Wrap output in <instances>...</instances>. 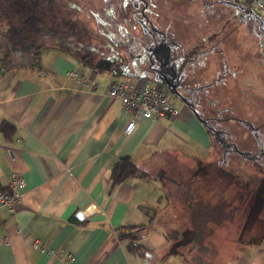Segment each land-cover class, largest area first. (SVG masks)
I'll return each instance as SVG.
<instances>
[{"label": "crops", "instance_id": "crops-1", "mask_svg": "<svg viewBox=\"0 0 264 264\" xmlns=\"http://www.w3.org/2000/svg\"><path fill=\"white\" fill-rule=\"evenodd\" d=\"M210 1L237 14L242 8L259 9L255 0ZM242 42L237 43L246 52ZM149 46L141 45L126 63L117 58L110 67L93 58L92 66H85L75 51L50 44L26 66L8 69L3 64L7 55L0 52V127L5 121L15 127L10 137L0 131V195L8 192L13 173L25 178L13 211L0 201V264H264L262 237L246 243L229 235L228 248L203 247L198 239L214 237L190 228L196 208L208 206L204 188L210 178L199 167L202 163L194 169L190 161L200 162L204 151L215 158L212 134L189 107L176 104L173 95L175 114L142 119L125 135L131 113L108 97V88L114 81L150 80L152 73L145 71ZM211 48L201 45L202 53ZM185 53L175 61L186 62ZM113 56L110 51L105 57ZM151 71L162 82V74ZM73 74L86 85L73 80ZM215 87L206 91L215 92ZM124 158L148 175L112 188V170ZM190 175L197 177L191 183ZM79 212L84 220L76 218ZM124 230L139 239L146 255L128 250L120 239ZM35 240L64 256L50 258L34 247ZM222 255L228 257L222 260Z\"/></svg>", "mask_w": 264, "mask_h": 264}, {"label": "rangeland", "instance_id": "rangeland-1", "mask_svg": "<svg viewBox=\"0 0 264 264\" xmlns=\"http://www.w3.org/2000/svg\"><path fill=\"white\" fill-rule=\"evenodd\" d=\"M134 1L45 0L44 3L52 27L61 28L63 22L74 24L78 27V36L77 40L71 41L80 48L96 46L91 55L94 62L99 64L100 61L103 66L110 67L116 64L118 58L126 63L128 54L130 56L132 51L141 50V45L149 46L154 42V45L149 46L145 71L152 73L148 78L155 85L167 90L163 77L175 84L181 80L191 88H200L206 83L221 80L215 85V92H208L210 103L206 105L205 99L201 102V111L206 116L213 117L215 107L218 110L226 109L224 117H228L232 110L238 118L250 121L255 126L264 122V41L260 45L258 23L253 22L245 13L237 14L236 10L210 0H145L148 3L149 21L160 32L167 34L166 42H161L158 36L148 34L136 20L142 18L140 9L133 8ZM253 12L259 15L260 10L255 8ZM244 23H248L251 28H247ZM0 27L5 29L3 24ZM237 42L245 43L246 52L242 51V45ZM47 43L50 41L47 40ZM202 44L212 47L209 53H202ZM221 44L225 55L216 48ZM183 49L186 50L187 61L183 62L182 58L176 62L175 58L180 56ZM110 51L116 56L105 57ZM134 54L136 60H141L139 52ZM233 59L238 63H233ZM188 66L191 69H186ZM229 66L230 72L227 70ZM151 68L162 74V82L158 81ZM174 99L176 104L183 103L175 96ZM224 128L240 151L256 152L255 140L246 127L228 122ZM261 135H264V131ZM213 152L215 159L212 153L207 156L204 151L201 153L206 156L199 157L200 162L190 161L194 169L202 163L199 167H205L206 178L210 177L204 188L208 206L203 210L196 208L192 213L190 228L199 229L195 226L198 222V217H195L198 209L206 217L199 235L204 232L216 238L207 241L205 238L198 239L201 243L199 245L208 247L215 243L216 246L228 248L231 245L229 235H237L239 240L246 243L253 237L254 242L259 241L257 237L264 239V160L252 162L233 152L224 157L216 142H213ZM208 157H212V160ZM203 158L205 160L201 161ZM189 177L190 183L197 178L196 175ZM191 186L195 187L193 183ZM189 194L197 195V191ZM213 203H218V206L209 207ZM213 218L216 222L212 221ZM171 243L174 244V240ZM196 246L198 251L199 246ZM221 257L224 260L228 256ZM205 258L211 259L208 255Z\"/></svg>", "mask_w": 264, "mask_h": 264}, {"label": "trees", "instance_id": "trees-1", "mask_svg": "<svg viewBox=\"0 0 264 264\" xmlns=\"http://www.w3.org/2000/svg\"><path fill=\"white\" fill-rule=\"evenodd\" d=\"M44 2L45 0H0V25H5L4 30L0 27V52L9 57H7L8 60L3 63L4 66L8 69L26 66L35 57L40 48L50 44L58 46L66 51H75L80 57L83 65L92 66L93 60L91 55L95 46L88 45L85 48H80L79 45L71 41V39L77 40L78 36V27L74 24L63 22L61 28L52 27L50 25V15L47 12ZM136 4L139 6L141 5L138 0H135L133 2V8L135 10H137ZM241 13L247 14L253 22L258 23V30L261 27L262 21V29L264 30V19L256 15L252 9L242 8ZM140 16L142 18L144 30L148 32V34H151L149 33L150 26L145 20L146 17L149 21L147 10L144 16L141 14ZM136 20L140 23V19L136 18ZM244 25H246L247 28H251L248 23H244ZM47 40L50 41V43L46 44ZM160 41L162 42L161 39ZM216 48H219V46ZM209 52L210 51L206 53ZM1 71L0 68V73ZM214 82L220 83L221 80H215ZM197 112L200 113L198 110ZM14 130V125L8 121L1 124L0 131L7 137H10ZM147 175L148 174L137 167L130 158L121 159L112 170V188L123 184L129 179L138 177L144 178L147 177ZM196 216L199 220L197 218L198 222H196L197 224L195 226L199 228V231H202L204 226L203 219L206 217L198 209L195 217ZM120 239L128 243L127 248L129 251L138 253L142 256L147 254V250L138 242L139 239L131 233L125 232L124 230V232L120 234Z\"/></svg>", "mask_w": 264, "mask_h": 264}, {"label": "built area", "instance_id": "built-area-1", "mask_svg": "<svg viewBox=\"0 0 264 264\" xmlns=\"http://www.w3.org/2000/svg\"><path fill=\"white\" fill-rule=\"evenodd\" d=\"M254 5L264 10V0H255ZM70 77L82 85L87 83L82 76L73 74ZM107 94L110 99L120 101L125 110L131 113V119L124 129L127 136L134 132L138 122L142 119L160 120L175 114L172 106V91L170 89L165 91L160 85H155L150 80L114 81L110 84ZM24 187V176L17 172L13 173L8 192L0 195L1 203L13 211L15 205L21 201V190ZM34 247L50 258L64 256V253L51 250L39 240H35ZM68 257L71 258V255Z\"/></svg>", "mask_w": 264, "mask_h": 264}, {"label": "flooded vegetation", "instance_id": "flooded-vegetation-1", "mask_svg": "<svg viewBox=\"0 0 264 264\" xmlns=\"http://www.w3.org/2000/svg\"><path fill=\"white\" fill-rule=\"evenodd\" d=\"M138 1L140 4H142V7L140 8L139 5L136 4V8L137 10L140 9V14L144 16L148 8V3L145 0H138ZM145 20L150 26L149 33L158 36L162 40V42L167 39V34L165 35V33L163 34V32H160L152 23L148 21V19H146V17H145ZM140 23L143 24L141 19H140ZM259 32L260 33L258 34V38L260 41V45H262L264 41V30L262 29V27H260ZM153 70L158 71L156 69H153ZM227 70L229 71V67H227ZM216 84L217 83L214 82L211 84H207L205 86H201L200 88L199 87L191 88L190 86H187L186 84L182 83L181 80H179V82L176 83L178 90L188 100H190L192 104L195 105L197 110L200 112L199 114L201 115V118L207 121L206 128L212 134L214 142L220 145L222 149V155H224V157H226L229 153L233 152L252 162L263 161L264 160V135H261V132L264 131V122H262V124H260L259 126H255L250 121H246V120L238 118L237 117L238 115L232 110L229 111L230 115L228 117H224L223 112L226 111V109L218 110L215 107L214 108L212 107L214 112L211 110L212 113H214L213 117L206 116L204 111H201L202 109L200 108V106H201L202 100L205 99L206 105L207 103L209 104L211 101L206 89L211 88ZM228 122L238 123L246 127L251 132L252 137L254 138L255 143H256L255 145L256 152H252L250 150L240 151V149L237 146V143L233 142L232 136L224 128Z\"/></svg>", "mask_w": 264, "mask_h": 264}, {"label": "water", "instance_id": "water-1", "mask_svg": "<svg viewBox=\"0 0 264 264\" xmlns=\"http://www.w3.org/2000/svg\"><path fill=\"white\" fill-rule=\"evenodd\" d=\"M232 7L236 8L237 10H241L240 6H238L237 4H234V3H229ZM263 26V22L261 21V27ZM159 77L157 76V79ZM163 80L166 81V85L168 87V89H170L173 93V95L175 97H177L178 99H180L187 107H189L193 114L195 115V117L201 122V124L203 126H207V121L203 120L201 117H200V114L197 112V108L195 107L194 104L191 103L190 100H188L177 88V85L175 83H172L170 82L166 77H163ZM162 80V81H163ZM76 218L79 219V220H84V215L82 212H79L77 215H76Z\"/></svg>", "mask_w": 264, "mask_h": 264}]
</instances>
